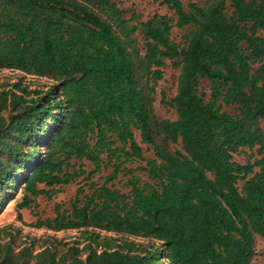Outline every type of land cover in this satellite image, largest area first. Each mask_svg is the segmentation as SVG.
I'll return each mask as SVG.
<instances>
[{
    "label": "trees",
    "instance_id": "16d2710c",
    "mask_svg": "<svg viewBox=\"0 0 264 264\" xmlns=\"http://www.w3.org/2000/svg\"><path fill=\"white\" fill-rule=\"evenodd\" d=\"M201 1L162 0L173 17L139 21L115 0H0V69L52 81L0 90V212L20 191L18 220L27 209L31 227L79 233L22 238L1 225L0 264H252L264 238V0ZM174 27L188 29L184 46ZM166 59L179 67L174 119L153 112ZM69 184L68 207L41 218L37 198Z\"/></svg>",
    "mask_w": 264,
    "mask_h": 264
},
{
    "label": "rangeland",
    "instance_id": "374dc122",
    "mask_svg": "<svg viewBox=\"0 0 264 264\" xmlns=\"http://www.w3.org/2000/svg\"><path fill=\"white\" fill-rule=\"evenodd\" d=\"M119 2L121 8L127 10L125 16L129 18L131 10H133L138 15V20L142 21L152 16L154 13L167 14L169 17H173V12L170 11L166 5L161 4L162 0H115ZM189 0H182L183 5L186 7V4ZM202 4L201 0H192ZM187 28H176L174 27L171 30L170 38L172 41L178 43L180 46H184L183 34L187 33ZM260 34L264 36V30L260 31ZM134 36L137 38L140 47L143 46V39L140 31H137ZM143 52V51H142ZM163 76L157 82L156 92L152 95L153 101V112L156 118L158 119H174L176 114L174 109L169 106V102L172 100L176 93L177 89V77L179 73V67L175 66L172 61L166 59L165 66L162 67ZM22 79V82L28 84L29 88H45L50 86L52 81L46 77H38L36 75L24 74L16 69H0V90L7 89L8 86L14 82H17L19 79ZM200 90L204 94V97L208 98V83L206 80H201ZM164 100V101H163ZM261 126L264 128V122H261ZM135 138L140 142L138 132L135 131ZM143 154L146 157H152L153 152L151 147L146 144L140 143ZM175 147H180V145H174L168 142V149L173 151ZM251 151L247 148L242 149L238 153L234 154V160L239 163H245L249 159ZM145 163L140 160H133L127 164L128 167H137L139 165H144ZM111 169L104 170L103 175L108 174ZM135 174L140 175L144 180L147 179L146 175L141 171H135ZM125 181V178L120 173L115 181L116 186L121 187V182ZM241 185L242 182H239ZM75 184H69L64 186L63 191L55 195L51 200H48L44 196H39L37 198V214L41 218L53 217V204L56 202L66 203L65 207H68V201L73 197L75 193ZM124 192L127 191V188H121ZM21 192L16 191L12 194L11 199H9L2 207L0 212V226L5 224H11L18 228L22 238L29 236L31 238L39 239L46 237H53L57 240H62L64 242H72L79 238V233L75 229L69 230H60L53 231L45 227L35 228L31 227L28 224L33 222L36 217L31 213L30 210L22 209L21 216L22 221L17 219V209L16 203L21 199ZM105 234V232H102ZM108 235H112L107 233ZM132 238V237H131ZM135 241L142 242L144 244H156L157 242L150 238H132ZM255 243V255L252 257V264H264V238L259 235L254 236Z\"/></svg>",
    "mask_w": 264,
    "mask_h": 264
}]
</instances>
